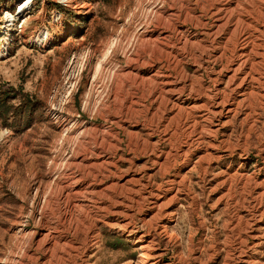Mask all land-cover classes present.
Masks as SVG:
<instances>
[{"label":"rangeland","instance_id":"1","mask_svg":"<svg viewBox=\"0 0 264 264\" xmlns=\"http://www.w3.org/2000/svg\"><path fill=\"white\" fill-rule=\"evenodd\" d=\"M0 100V264H264V0H0Z\"/></svg>","mask_w":264,"mask_h":264},{"label":"bare ground","instance_id":"2","mask_svg":"<svg viewBox=\"0 0 264 264\" xmlns=\"http://www.w3.org/2000/svg\"><path fill=\"white\" fill-rule=\"evenodd\" d=\"M45 46V45H44ZM211 103V102H210ZM216 104V103H215ZM224 104V103H223ZM219 105L221 106V102H219ZM219 106V107H220ZM214 108V107H213ZM213 108H211V109H213ZM209 109V108H208ZM217 109V108H216ZM216 112H217V110L215 111V112H210V113H208V114H210V115H215L216 114ZM206 113V112H205ZM228 113H229V111H228ZM223 114V113H222ZM216 116V115H215ZM203 120H202V122L203 123H207V120L209 119V117H207V115H205V116H202L201 117ZM211 118V117H210ZM157 198H159V197H157ZM156 201V200H155ZM159 200H157V202H158ZM158 203H154V206L156 207V205H157ZM159 208V207H158Z\"/></svg>","mask_w":264,"mask_h":264},{"label":"trees","instance_id":"3","mask_svg":"<svg viewBox=\"0 0 264 264\" xmlns=\"http://www.w3.org/2000/svg\"><path fill=\"white\" fill-rule=\"evenodd\" d=\"M8 96V95H7ZM7 96L5 98H7ZM4 102V100H0V103ZM2 105H0V110H2Z\"/></svg>","mask_w":264,"mask_h":264}]
</instances>
